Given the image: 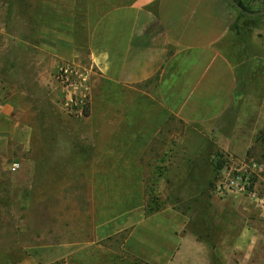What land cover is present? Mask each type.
Wrapping results in <instances>:
<instances>
[{
	"label": "rangeland",
	"instance_id": "obj_1",
	"mask_svg": "<svg viewBox=\"0 0 264 264\" xmlns=\"http://www.w3.org/2000/svg\"><path fill=\"white\" fill-rule=\"evenodd\" d=\"M221 1L231 95L196 121L162 104L159 75L104 79L98 0L86 25L83 0H0V227L24 231L0 234V264L28 252L17 237L55 247L50 264H264V0Z\"/></svg>",
	"mask_w": 264,
	"mask_h": 264
},
{
	"label": "crops",
	"instance_id": "obj_2",
	"mask_svg": "<svg viewBox=\"0 0 264 264\" xmlns=\"http://www.w3.org/2000/svg\"><path fill=\"white\" fill-rule=\"evenodd\" d=\"M88 1L83 0V25L88 21L84 12ZM98 1L106 6L107 12L92 23L88 48L104 79L137 90L159 75V98L181 119L192 120L195 116L196 121H205L222 111L226 101L229 102L233 84L232 62L226 55L231 32L225 7H221L225 6L223 1ZM51 6L54 4L49 3L48 9ZM219 85L223 92L219 96L221 103L216 105L210 99H215ZM205 96L209 100L206 105L198 103ZM200 106L206 108L205 116L208 109L212 114L201 117ZM3 115L0 109V118ZM7 150L6 144H0V156ZM7 168L5 162L0 165V176ZM13 232L22 234L23 227H0V234ZM14 244L28 252L13 264H50L57 260L55 247L32 244L26 248L18 237ZM41 249L48 251L41 255L38 253Z\"/></svg>",
	"mask_w": 264,
	"mask_h": 264
},
{
	"label": "trees",
	"instance_id": "obj_3",
	"mask_svg": "<svg viewBox=\"0 0 264 264\" xmlns=\"http://www.w3.org/2000/svg\"><path fill=\"white\" fill-rule=\"evenodd\" d=\"M235 5V7L239 10H242L243 12L245 11L244 7L240 4V3H237V4H233Z\"/></svg>",
	"mask_w": 264,
	"mask_h": 264
},
{
	"label": "built area",
	"instance_id": "obj_4",
	"mask_svg": "<svg viewBox=\"0 0 264 264\" xmlns=\"http://www.w3.org/2000/svg\"><path fill=\"white\" fill-rule=\"evenodd\" d=\"M18 168H19V164H18V163H14V164L12 165V170H13V171L17 170Z\"/></svg>",
	"mask_w": 264,
	"mask_h": 264
},
{
	"label": "water",
	"instance_id": "obj_5",
	"mask_svg": "<svg viewBox=\"0 0 264 264\" xmlns=\"http://www.w3.org/2000/svg\"><path fill=\"white\" fill-rule=\"evenodd\" d=\"M240 10V9H239Z\"/></svg>",
	"mask_w": 264,
	"mask_h": 264
}]
</instances>
